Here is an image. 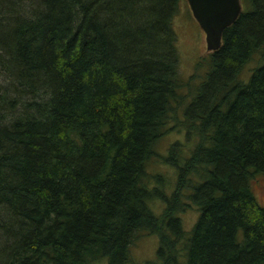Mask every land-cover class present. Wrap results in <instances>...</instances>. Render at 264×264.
Here are the masks:
<instances>
[{
    "label": "trees",
    "instance_id": "trees-1",
    "mask_svg": "<svg viewBox=\"0 0 264 264\" xmlns=\"http://www.w3.org/2000/svg\"><path fill=\"white\" fill-rule=\"evenodd\" d=\"M179 2L0 0V264H129L149 233L159 264H264V0H242L191 97ZM184 103L168 193L148 162Z\"/></svg>",
    "mask_w": 264,
    "mask_h": 264
},
{
    "label": "rangeland",
    "instance_id": "rangeland-1",
    "mask_svg": "<svg viewBox=\"0 0 264 264\" xmlns=\"http://www.w3.org/2000/svg\"><path fill=\"white\" fill-rule=\"evenodd\" d=\"M174 26L178 35L180 72L184 79H188L190 76L196 74V77L191 79L192 81H196L193 82L192 87L189 88L186 85L181 89L182 93H186L188 97H191L195 92L198 81L206 77L210 67L207 57L211 55L212 50L207 48L206 33L193 15L188 0H180L179 9L174 17ZM199 61H201L200 66L197 65ZM262 61V52L257 50L243 65L244 78L249 75L254 66ZM185 105L184 103L179 107L178 119L170 121L174 129L169 130L157 143L156 149L160 151L161 156L154 154L148 162V170L155 174L152 177V184H162L163 189H166L168 193L173 192L177 186L178 169L175 165L167 162L164 157L174 142L181 143L182 155H187L190 152V145L192 144V134H188L186 125L183 123L186 120L184 115ZM253 186L258 198L264 203V176H257L253 181ZM151 204L157 212H161L166 205L164 200L160 198H154ZM198 216V206L190 199V203L186 209L180 212L184 229L190 230ZM181 245L183 246V244ZM158 248L159 236L157 234L149 233L139 236L130 248L129 264H159L161 261L158 256ZM104 263L105 260L102 259V261L96 264Z\"/></svg>",
    "mask_w": 264,
    "mask_h": 264
},
{
    "label": "water",
    "instance_id": "water-1",
    "mask_svg": "<svg viewBox=\"0 0 264 264\" xmlns=\"http://www.w3.org/2000/svg\"><path fill=\"white\" fill-rule=\"evenodd\" d=\"M193 15L206 33L207 48L217 50L223 32L243 10L242 0H188Z\"/></svg>",
    "mask_w": 264,
    "mask_h": 264
}]
</instances>
